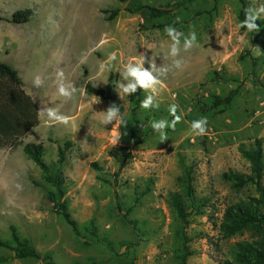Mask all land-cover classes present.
I'll use <instances>...</instances> for the list:
<instances>
[{
  "label": "rangeland",
  "instance_id": "rangeland-1",
  "mask_svg": "<svg viewBox=\"0 0 264 264\" xmlns=\"http://www.w3.org/2000/svg\"><path fill=\"white\" fill-rule=\"evenodd\" d=\"M261 3L0 0V60L19 71L39 110L44 105L71 118L65 126L40 111V125L30 129L16 110L6 108V131L18 137L7 138L8 147L0 153V240L9 244L0 245V264H180L185 240L188 264H248L243 249L250 247L262 258L256 264H264L263 226L249 224L236 234L222 228L230 210L260 198L257 188L238 189L225 174H249L240 147L264 139V14L257 21L259 32L240 27L245 9ZM153 8L164 14L153 17ZM19 11L31 12L27 24L13 21ZM168 25L185 36L195 31L198 46L185 52L182 37L180 53L173 57L164 31ZM177 60L182 67L185 63L183 69L175 66ZM130 61H144L143 68L163 86L137 88V119L148 121L151 133L121 169L109 156L120 138V125L113 127L120 118L115 114L112 123L103 124L110 106L86 88H106L111 81L130 117V97L137 91L128 95L118 86L132 80L121 75ZM59 71L64 81L57 80ZM37 75L43 80L39 88L33 84ZM60 82L78 89L71 100L59 95ZM231 91L237 92L233 102L215 108V98ZM148 97L152 106L143 109L141 102ZM173 104L181 117L175 129L168 127L174 120L169 111ZM202 117L208 119V133L198 136L191 124ZM154 121L166 123L157 132ZM160 133H167V141L161 142ZM20 142L43 143L45 161L53 169L59 149L71 144L63 171L75 228L49 203L54 188L24 146L9 151ZM182 158L194 167L197 199H208L207 208L186 227L170 206L171 195L181 192ZM15 234L30 241L40 258L17 259Z\"/></svg>",
  "mask_w": 264,
  "mask_h": 264
},
{
  "label": "trees",
  "instance_id": "trees-1",
  "mask_svg": "<svg viewBox=\"0 0 264 264\" xmlns=\"http://www.w3.org/2000/svg\"><path fill=\"white\" fill-rule=\"evenodd\" d=\"M158 13V14H156ZM153 17L163 15L161 10L152 9ZM31 19V12L19 11L13 16V21L17 24H27ZM116 87L110 81L106 88H95L91 84L87 85L86 91L89 95L96 96L108 103L110 108L115 105L119 109L116 115L120 120H124L125 124L120 125V138L109 150V156L120 163V168L127 166L128 162L134 158L136 148L143 142V140L151 133L148 121H140L137 119L138 108L140 100V90L136 95L130 97L132 104L131 116L125 115V109L119 103L118 95L115 91ZM237 92L231 91L225 98L216 97L215 108L226 107L230 105ZM6 108L16 110L20 120L26 124L30 129L40 125V110L34 99L26 92L25 83L20 76L19 71L8 63L0 60V153L7 144V138H14L17 133L10 134L6 131L4 120L6 119ZM27 128V129H28ZM24 146L25 154L40 168L44 180L54 188L48 195V201L58 216L63 218L72 227L76 226V222L72 219L68 209V202L66 200V177L63 171V166L67 159V151L71 144L66 143L63 148L59 149V160L56 169H53L45 161L46 149L43 143L22 144L15 143L9 147L11 153H15L21 146ZM242 157L249 163L250 173L229 172L225 174V178L230 181L234 187L244 189L250 186L257 188L260 198L253 199V204L250 206H239L230 210L225 215V223L222 228L229 229L233 234L239 233L247 228L249 224L253 226L261 225L264 228V139H258L249 147L242 145L240 147ZM183 177L180 178L181 192L174 193L170 197V206L177 215L183 226H187L190 218L195 214H200L203 209L207 208L208 199L202 198L200 201L196 196L194 167L188 165L184 158H182ZM98 171L102 172V168L97 165ZM75 228V227H74ZM17 245L20 250H16V258L19 260L39 259L40 255L28 240H21L18 235H14ZM0 245L9 247L7 242L0 240ZM251 248V247H250ZM250 248L246 250L243 258L245 263L256 264L261 263L260 254L255 253ZM184 252L179 256L180 264H188L191 256L187 241L185 240ZM224 264H232L227 261Z\"/></svg>",
  "mask_w": 264,
  "mask_h": 264
},
{
  "label": "clouds",
  "instance_id": "clouds-1",
  "mask_svg": "<svg viewBox=\"0 0 264 264\" xmlns=\"http://www.w3.org/2000/svg\"><path fill=\"white\" fill-rule=\"evenodd\" d=\"M262 14H264V3H261L260 6L255 9L253 8L245 9V18L241 22L240 27L246 28L247 31L249 32H259L260 26L257 24V21L261 18ZM164 31L167 34V36L171 39V55L173 57L179 55L180 53V44L182 37H183V49L185 52H190L194 47L198 46L197 35L195 31H192L188 36H185L184 33L178 31L172 25L166 26ZM165 58H167V56ZM112 59H115V56H113ZM144 61H145V56H144ZM143 62L130 61L125 66L124 68L125 71L122 72L121 75L123 76L124 79H129V77H131L132 80L128 83L127 86H125L123 83H120L118 85L119 88L123 89V93L131 95L137 91L138 87L147 90L150 85H155L157 83H160L163 86V81H157V79L153 76L151 71L143 68ZM181 65L182 62L180 60H177L175 62V66L177 68L183 69L185 63L183 67ZM152 67L155 68L154 63L152 64ZM57 80L59 81L65 80L63 71H59L57 73ZM33 84L37 88L41 87L43 85L42 78L39 75H37L33 80ZM77 91L78 89L71 83H69L67 86L63 82L58 83V93L61 97H65L71 100L73 98V93H76ZM151 106H152L151 97H148L147 99L141 102V107L143 109H149ZM177 107H178L177 105L173 104L169 109L171 115L174 117V120L172 121L171 125L168 124V127L170 126L173 129H175V125L181 120V117L176 115ZM40 111L41 113H46L49 121L57 122L65 126H68L71 123V118L67 115L61 114L58 109L46 107L43 105ZM118 111L119 109L116 108L115 105H113L111 108L108 109L107 115L103 117L102 123L105 125L112 123L113 117ZM165 123L166 122L164 121L160 123H156L154 121L152 122L151 126L155 131L159 132V130L165 126ZM208 123H209L208 119L206 117H202L192 122L191 129L193 132L196 133V135L204 136L208 133ZM121 124L126 125V122L124 120H117L116 124L113 127L115 128ZM117 139L119 138L117 137ZM167 139H168L167 133H160L161 142L167 141Z\"/></svg>",
  "mask_w": 264,
  "mask_h": 264
}]
</instances>
